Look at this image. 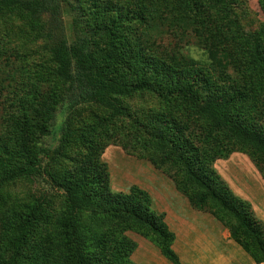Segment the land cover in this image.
Wrapping results in <instances>:
<instances>
[{
  "label": "trees",
  "instance_id": "obj_1",
  "mask_svg": "<svg viewBox=\"0 0 264 264\" xmlns=\"http://www.w3.org/2000/svg\"><path fill=\"white\" fill-rule=\"evenodd\" d=\"M238 1L0 0L8 27L0 38V264H134L126 232L178 263L147 192L111 190L101 160L108 143L148 160L264 263L263 225L213 168L238 152L264 179V26L244 32ZM258 5L264 11V0ZM24 27L42 55L33 64L12 45L11 31L24 39ZM190 43L206 52L205 64L182 53ZM142 96L157 104L136 124L142 133L115 129L132 121L120 100ZM56 134V146L43 143ZM61 157L73 169L55 174L49 163ZM36 179L62 192L55 215L44 193L23 201L5 190Z\"/></svg>",
  "mask_w": 264,
  "mask_h": 264
},
{
  "label": "crops",
  "instance_id": "obj_2",
  "mask_svg": "<svg viewBox=\"0 0 264 264\" xmlns=\"http://www.w3.org/2000/svg\"><path fill=\"white\" fill-rule=\"evenodd\" d=\"M131 167V183L147 192L152 209L162 215L166 229L173 235L171 250L177 264H264L255 263L209 212L192 208L169 179L145 165L131 162ZM213 167L230 191L250 204L264 228V179L250 159L233 152L216 160ZM131 237L135 242L130 255L134 264H173L144 238Z\"/></svg>",
  "mask_w": 264,
  "mask_h": 264
},
{
  "label": "rangeland",
  "instance_id": "obj_3",
  "mask_svg": "<svg viewBox=\"0 0 264 264\" xmlns=\"http://www.w3.org/2000/svg\"><path fill=\"white\" fill-rule=\"evenodd\" d=\"M83 7L86 5L89 6L90 0H82ZM126 1V0H123ZM128 1V0H127ZM132 1V0H131ZM133 3V2H132ZM234 12L236 14L237 20L241 26V29L244 32H254L260 26H264V11L260 9L258 5V0H239L234 8ZM64 21L66 26L70 22V17L65 16ZM20 26V25H19ZM12 29V25L9 27ZM8 30L7 25H4V22H0V38L2 37L4 31ZM30 29L26 27L23 28L24 33H26L25 38L18 39V34H14L13 31L11 33L14 35L12 45L16 46L22 52L26 50L27 53L28 64H33L42 59L41 53L33 52V50H37L39 46L35 44H30L29 41L31 39ZM14 31H17L14 28ZM182 53L192 59L199 61L201 64L206 63V52L197 47L196 45L190 43L182 48ZM33 60V63L30 61ZM1 65V63H0ZM16 75V74H15ZM15 76H13L14 78ZM107 103H110V108L117 107L118 101L114 98L107 99ZM121 105H124L125 108L129 109L130 117L132 121L129 123V126L119 128L118 125H113L115 129L120 132H128L135 134H141V128L137 127L136 124L143 122V125L149 119V115L151 112V108L157 107L156 101L148 96L142 97H134L132 99H123L120 100ZM109 107V105H106ZM88 116L82 113L80 114V118H84ZM63 119V114L57 113L56 119L54 121V128H58ZM122 123L126 124V120L123 119ZM58 135L55 137L48 136L44 138L43 143L49 146H56L58 144ZM70 155V154H69ZM101 160L107 165L108 173H109V185L112 191L114 192H128L131 187H137L143 190L139 184L131 183V162L138 163L141 165H145L153 169L156 173L163 175L165 178L169 179L173 184L172 180L157 170L148 160L143 158H138L132 154L126 152L121 144L118 143H108L106 147L103 149L101 154ZM73 161L67 158H57L53 162L49 163V170L54 172L55 174H59L64 170H72L73 169ZM214 168V167H213ZM257 169V168H256ZM139 178V177H138ZM136 180H139V179ZM174 185V184H173ZM49 185V183L45 181L39 180H30V181H17L11 185L5 187V190L10 194L11 197H16L19 200L29 201L33 199V197L39 196L41 193L46 195L48 201V210L53 215L57 212L61 211L62 207L65 204V201L61 195V191H55L54 188ZM175 188V186H174ZM176 189V188H175ZM146 192V191H145ZM132 235H137L133 232H126V236L133 242ZM139 236V235H138ZM141 237V236H140ZM143 238V237H142ZM146 240V239H145ZM149 242V241H148ZM131 260V257H129ZM132 261V260H131Z\"/></svg>",
  "mask_w": 264,
  "mask_h": 264
}]
</instances>
